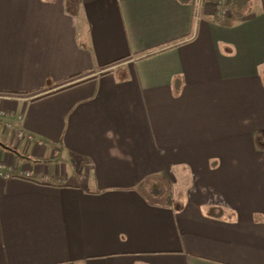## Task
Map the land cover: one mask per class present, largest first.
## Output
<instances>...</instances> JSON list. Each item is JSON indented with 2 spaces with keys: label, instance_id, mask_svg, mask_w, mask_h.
Segmentation results:
<instances>
[{
  "label": "crops",
  "instance_id": "0c3cea01",
  "mask_svg": "<svg viewBox=\"0 0 264 264\" xmlns=\"http://www.w3.org/2000/svg\"><path fill=\"white\" fill-rule=\"evenodd\" d=\"M0 0V264H264V0Z\"/></svg>",
  "mask_w": 264,
  "mask_h": 264
},
{
  "label": "built area",
  "instance_id": "2783aa9c",
  "mask_svg": "<svg viewBox=\"0 0 264 264\" xmlns=\"http://www.w3.org/2000/svg\"><path fill=\"white\" fill-rule=\"evenodd\" d=\"M217 5L215 13L220 17H225L226 15L231 14V9L227 6V0H215ZM202 8V0L198 1L196 16L197 19L200 18ZM23 116L20 114H15L14 112H8L3 107H0V125H3L5 130H10L14 132L16 143L19 141L30 142L34 139L32 134H27L22 127ZM11 158H4L0 152V177L7 178L13 174H18L26 177H36V174L33 170H23L18 171L14 165L11 163Z\"/></svg>",
  "mask_w": 264,
  "mask_h": 264
},
{
  "label": "trees",
  "instance_id": "16d2710c",
  "mask_svg": "<svg viewBox=\"0 0 264 264\" xmlns=\"http://www.w3.org/2000/svg\"><path fill=\"white\" fill-rule=\"evenodd\" d=\"M227 6L231 9V14L226 15L221 20V23L226 26H234L236 23L240 22L243 18V14L238 10L237 7L240 6L237 0H227Z\"/></svg>",
  "mask_w": 264,
  "mask_h": 264
}]
</instances>
